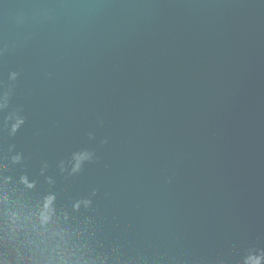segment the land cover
Wrapping results in <instances>:
<instances>
[{"label": "water", "instance_id": "obj_1", "mask_svg": "<svg viewBox=\"0 0 264 264\" xmlns=\"http://www.w3.org/2000/svg\"><path fill=\"white\" fill-rule=\"evenodd\" d=\"M0 264H264V0H0Z\"/></svg>", "mask_w": 264, "mask_h": 264}, {"label": "clouds", "instance_id": "obj_2", "mask_svg": "<svg viewBox=\"0 0 264 264\" xmlns=\"http://www.w3.org/2000/svg\"><path fill=\"white\" fill-rule=\"evenodd\" d=\"M21 122H22V120H18L17 121V124L13 125V130H15V128L18 127L19 123H21ZM85 158H86V155L85 154H80V155L77 156V161H78L77 168L79 167V161H81V160H83ZM51 202H52V197H48L47 198V202L45 204V210L46 211H50ZM43 218L44 219H47V215H44Z\"/></svg>", "mask_w": 264, "mask_h": 264}]
</instances>
